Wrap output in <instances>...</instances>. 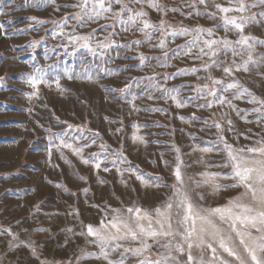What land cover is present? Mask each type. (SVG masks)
Listing matches in <instances>:
<instances>
[{
    "label": "rangeland",
    "instance_id": "obj_1",
    "mask_svg": "<svg viewBox=\"0 0 264 264\" xmlns=\"http://www.w3.org/2000/svg\"><path fill=\"white\" fill-rule=\"evenodd\" d=\"M156 2L166 10L157 11L149 0H122L132 14L146 13L133 24L115 0L111 11L87 22L75 18L77 13L84 15L75 6L81 0H0V264H108L122 256L124 264H139L141 259L155 260L158 253L175 257L171 264H189V253L194 258L191 264H239L219 247L217 231L230 236L234 251L254 264L231 221L211 210L228 207L237 198L251 203L242 195L244 188L231 187L233 180L225 178L231 169L223 166L229 163L224 142L240 149L264 141V106L251 103L248 95L264 101V44L256 43L252 49L235 44L241 33L226 24L225 17L240 22V16L254 14L243 35L264 41V5L245 0L249 10L223 13L216 5L235 7L236 0ZM91 6L89 0L85 11ZM145 19L156 26L164 20L171 28L141 31ZM178 28L189 31L167 34ZM197 28L204 31L197 34L193 31ZM73 36L90 37L88 44L95 52L83 47L84 41L71 40ZM224 39L233 46L209 49L203 43ZM249 53L253 59L245 70ZM224 67H230L231 74ZM33 76L44 83L33 88L28 83ZM215 80L222 83L214 84ZM233 82L239 88L223 91ZM212 89L216 96L208 95ZM241 89L248 93L241 95ZM221 96L226 98L223 104L218 102ZM62 141L83 151L76 155ZM96 160L102 161L100 169L94 167ZM181 161L182 185L174 175ZM203 173H220L216 183L223 187L214 191L204 183ZM180 193H186L194 209L211 221L197 220V231L188 240L177 224ZM170 198L177 234L146 238L149 247L143 256L124 253V248L139 247L140 242L123 240L112 242L122 247L105 249V259L95 237L87 234L88 225L99 227L112 218L113 210L127 217V208L139 207L154 215V209ZM247 231L259 235L254 228ZM169 242V249L162 247Z\"/></svg>",
    "mask_w": 264,
    "mask_h": 264
},
{
    "label": "snow or ice",
    "instance_id": "obj_2",
    "mask_svg": "<svg viewBox=\"0 0 264 264\" xmlns=\"http://www.w3.org/2000/svg\"><path fill=\"white\" fill-rule=\"evenodd\" d=\"M51 2H55V0H51ZM117 4H122L120 9L121 13H128L127 21L135 24L137 20L141 17L146 16V13L143 11H137L135 14H132V9L129 7L127 3H122V0H115ZM136 3H139L140 0H135ZM150 6L156 8L157 11L164 12L165 6L156 2V0H149ZM111 3L112 0H92V6L90 11H85V9L89 6V0H81V3L75 5L81 9V12L84 13L81 16L80 13L76 14V19L80 22H87V20H93L95 18L100 17L102 12L111 11ZM200 4H204L205 0H199ZM261 5H264V0H259ZM107 5V6H106ZM254 6V5H253ZM216 7L223 13L229 12H239L243 13L249 10V6L245 3V0H236L235 7H222L217 4ZM175 11V9H173ZM119 13H117V17H119ZM264 15V13H262ZM33 20H36V17H32ZM255 20V15L251 16H240L239 21L237 22L236 17L227 18L225 17V23L228 25H232L237 29L241 36L235 41V44L246 47L248 49H252L254 44H264V41H259L256 38L250 35H243L244 25L245 23L251 22ZM38 23H45L44 21H37ZM122 23H127L126 21H121ZM143 27L139 30L144 31L148 29H152L154 31L165 32L167 28H171V25H166L164 20L160 21L158 26L152 25L148 20L142 21ZM3 26L0 25V28ZM188 29L186 28H178L173 29L171 32L167 34L176 36V35H185L188 33ZM197 34L203 32V29L197 28L194 29ZM208 34L211 35V30H208ZM73 41H84L83 47L89 48V51L95 52L94 49L90 48L88 44V40L90 37L87 36H73L70 37ZM252 41V43H250ZM134 43H139V41H135ZM163 41H161L160 46L163 47ZM204 45L209 49L213 48V45H223L224 48L232 47V42L224 39L222 41L217 40H205ZM108 45L101 44V48H105ZM127 46V45H125ZM201 52L204 51L203 48L200 49ZM234 55L237 54L235 49H233ZM213 55H216L215 50H213ZM252 55L249 53L248 59L244 62V69L247 70L248 63L252 61ZM145 58L143 56L140 57L141 64L144 63ZM223 71L225 73L231 74L232 69L230 67H224ZM71 78V77H70ZM28 83L36 88L37 85L44 83L42 79H37L35 76L30 77ZM214 84H221L222 82L219 80L213 81ZM58 85V81H57ZM59 86V85H58ZM128 87V86H126ZM207 87V85H205ZM239 88L238 82H233L227 84L223 91H228L229 89ZM123 91V90H121ZM171 91L178 92L177 89H173ZM248 93L247 89H241L240 94ZM36 93L34 92L33 95ZM171 95V93L169 92ZM208 95L216 96V90L212 89L209 91ZM251 96V103H257L264 106V101L258 100L255 96H252L251 93H248ZM173 100H177L176 96H171ZM239 98V97H237ZM226 98L221 96L218 98V102L223 104ZM230 104V102H229ZM177 106L182 107L183 102L177 100ZM211 107V103L208 105ZM253 111L260 112L261 108H254ZM230 124L231 121H228ZM214 126L220 130L221 125L219 123H215ZM71 127V126H70ZM134 140L143 141V137H133ZM221 142H224L223 136L219 137ZM62 144L65 148L72 149L73 153L79 155L83 149L80 147H73L71 143H66L62 141ZM259 146L248 147V148H240L233 149L231 145L224 142L225 150L227 151L229 163L223 165L224 167H229L231 171L227 174L225 178H230L233 180V183L230 185L233 188L242 187L245 189V192L242 194L243 196L249 197L251 203H240L239 200L241 198H237V202H229V206L225 208H215L211 210L212 215H219L221 220L228 219L231 221V229L235 232L236 236L240 239V244L243 245L245 251L251 258V261L254 264H264V159H254L255 155H259L264 157V141L258 142ZM203 152H210L212 148H203L200 149ZM179 152V149H176ZM119 155V154H118ZM95 156V154H93ZM179 160V157L177 158ZM84 164H88V159H83ZM102 161L96 160L94 163V167L96 169H100ZM181 163L176 165L174 175L176 180L181 185L183 184L182 175H181ZM104 171H109L107 167L104 168ZM205 177L204 183H210L213 187L214 191L219 190L222 185L216 183V178L220 176V173H203ZM138 179L143 181V177L138 176ZM153 186L159 187V184H155ZM199 186V182L197 184ZM175 188L176 186L173 185ZM87 191V189H85ZM177 192H180L177 189ZM174 205L171 202V198L168 202H166L162 207H157L154 209V215L147 211L141 210V208H127V213L129 214L127 217L123 216L120 213V210H113L114 215L111 219H108L107 222L101 221L99 227H93L92 225L87 226V234L91 237H95V243H98L101 249V254L105 259H108V252L105 250L106 248H110L115 250L117 247H122L120 244H113L112 242H118L123 240H132L139 241L140 246L136 248H124V253H131L134 256H143L145 250L149 247L147 244L146 238H152L156 240L158 237H173L177 233H175L172 229V209ZM177 208L181 209L182 212H178L177 216L181 218L177 220V224L182 228V234L185 240H188L196 233V221L201 220L208 224H211V221L207 219L206 216L201 215L200 212L194 209V205L190 201L189 197L186 193H180L179 202L176 205ZM141 221H147V225L141 223ZM155 225V226H154ZM237 225L240 228L245 229V231H241L238 229ZM248 228H254L259 235L253 236L251 231H247ZM206 229L203 227L200 229L201 233H204ZM215 237L219 239V247L222 248L225 252L228 253L229 256H234L239 261V264H247V262L237 253L234 249L229 245L228 241L231 237H225L219 234L217 231L214 234ZM247 237V239H246ZM15 239V237H14ZM201 243H203V237H200ZM192 244H188V248H192ZM165 249H169L171 247L170 242L168 244L163 245ZM199 247V245H197ZM208 247L211 248L212 245L208 244ZM183 252V247L178 249ZM213 253H215V248L212 249ZM33 254H35V249L33 248ZM218 258V257H217ZM175 257H171L170 254L158 253V257L155 260H149L147 258L141 259L139 264H171V261L174 260ZM193 256L189 253L188 262L191 264L193 261ZM125 257L122 256L121 259L117 262H113L112 260H108V264H124ZM203 264V262H201ZM221 264H227L226 261H221Z\"/></svg>",
    "mask_w": 264,
    "mask_h": 264
}]
</instances>
